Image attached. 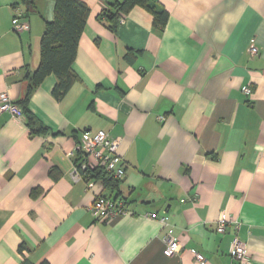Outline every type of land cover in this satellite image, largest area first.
<instances>
[{"label": "crops", "instance_id": "1", "mask_svg": "<svg viewBox=\"0 0 264 264\" xmlns=\"http://www.w3.org/2000/svg\"><path fill=\"white\" fill-rule=\"evenodd\" d=\"M81 1L90 15L79 80L57 100L49 75L29 99L49 132L0 114V264H197L195 253L232 264L236 235L250 264H264V0H155L170 15L163 29L136 7L115 34L98 18L109 0ZM35 4L24 18L22 0H0V93L15 103L55 18V0ZM15 18L29 31L15 33ZM99 130L121 139L116 191L92 172L73 178L78 166L95 169L79 145ZM99 196L127 215L95 219ZM223 213L233 223L219 234ZM165 239L180 241L179 253L168 256Z\"/></svg>", "mask_w": 264, "mask_h": 264}, {"label": "trees", "instance_id": "2", "mask_svg": "<svg viewBox=\"0 0 264 264\" xmlns=\"http://www.w3.org/2000/svg\"><path fill=\"white\" fill-rule=\"evenodd\" d=\"M36 0H22L24 6V18L30 17L36 12ZM55 18L47 23L41 38L40 65L35 72L29 75L31 85L27 95L20 103L27 125L34 134H45L49 129L44 127L29 109V99L41 82L49 75L57 77V84L53 90V96L61 100L79 80L73 71V65L77 58L79 42L85 30L90 15L89 6L81 0H55ZM140 7L153 16V25L163 29L168 20L169 13L155 0H109L107 7L99 14L98 18L106 24L109 31L116 33L121 21L125 19L134 8ZM134 55H127V60L133 62ZM81 174H91L92 178H101L113 191L118 189L119 181L109 176L101 169L90 170L88 167L78 166ZM33 196L36 195L34 191ZM21 246L20 251H22ZM22 264H31L24 261Z\"/></svg>", "mask_w": 264, "mask_h": 264}, {"label": "built area", "instance_id": "3", "mask_svg": "<svg viewBox=\"0 0 264 264\" xmlns=\"http://www.w3.org/2000/svg\"><path fill=\"white\" fill-rule=\"evenodd\" d=\"M29 29L30 25L25 20L21 18L13 20V31L15 33L20 34L29 31ZM259 52V48L254 43L250 45L248 53L251 56H257ZM243 93L246 96H250L252 89L244 87ZM2 113H9L15 119H25L22 108L13 101L7 92L0 93V114ZM160 119L163 120L164 118L161 117ZM120 145V138H113L107 132L99 130L96 133H84L79 149L93 159V168L101 169L119 181L125 176V163L123 156L119 152ZM73 178L75 181L83 179V175L77 167L75 168ZM89 210L95 219L107 220L116 219L128 213L122 204L106 196L97 197ZM232 223L233 220H229L224 213L221 214L216 221L217 233L225 234ZM234 224L236 225V229H238L239 224L237 222H234ZM165 243V253L168 256H174L182 249V244L178 240L165 239ZM248 253L247 243L242 242L236 235L230 252L232 264H250ZM195 257L197 264H205V258L202 254L195 253Z\"/></svg>", "mask_w": 264, "mask_h": 264}]
</instances>
